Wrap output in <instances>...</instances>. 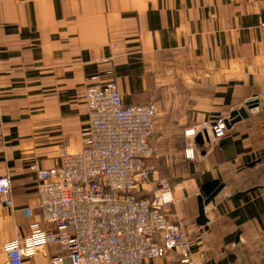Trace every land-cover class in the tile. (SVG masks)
Listing matches in <instances>:
<instances>
[{"label": "crops", "instance_id": "crops-1", "mask_svg": "<svg viewBox=\"0 0 264 264\" xmlns=\"http://www.w3.org/2000/svg\"><path fill=\"white\" fill-rule=\"evenodd\" d=\"M263 21L264 0H0V176H10L13 200L5 205L0 193V264L7 242L25 244L35 222L50 227L30 165L52 167L83 148L92 77L116 80L127 104H149L153 64L168 67L171 51L177 67L207 63L214 80L176 121L186 144L172 156L159 121L156 172L140 195L152 196L159 177L170 181L168 212L190 237L193 264H264V109L248 110L221 138L212 131L217 117L264 97ZM191 127L208 141L187 137ZM220 185L199 225L200 197ZM53 252L49 243L25 264H48ZM181 260L171 251L142 264Z\"/></svg>", "mask_w": 264, "mask_h": 264}, {"label": "built area", "instance_id": "built-area-1", "mask_svg": "<svg viewBox=\"0 0 264 264\" xmlns=\"http://www.w3.org/2000/svg\"><path fill=\"white\" fill-rule=\"evenodd\" d=\"M92 78L84 94L89 118L83 148L63 152L52 167L30 165L37 177V204L50 227L35 222L25 244L7 242L6 264H25L49 243L54 252L48 264H142L171 251L193 264L187 232L168 212L175 202L170 181L159 177L152 196L139 194L156 172L149 161L157 105L127 104L116 80ZM226 129L227 119H218L214 137H223ZM197 133L194 127L185 135ZM11 190L10 176H0L7 206L13 205Z\"/></svg>", "mask_w": 264, "mask_h": 264}, {"label": "rangeland", "instance_id": "rangeland-1", "mask_svg": "<svg viewBox=\"0 0 264 264\" xmlns=\"http://www.w3.org/2000/svg\"><path fill=\"white\" fill-rule=\"evenodd\" d=\"M168 57L171 60V62L167 65L168 67H160V66L155 67V64H153L152 77L150 78L151 100L148 102L149 104L153 103L157 105L159 110V115L157 116L156 119L155 136L157 135V127L159 125V121L162 124L167 121L166 126L165 125H161V126L163 127V129H166V133H168V135L172 136V138H170L172 142L170 143L171 151L169 154L170 156H172V154L177 150V148L179 149L183 148V146H185L186 144L185 142L186 140H183L182 142V136H181L182 131H180L182 127L178 126L177 125L178 122L176 121H178L179 118H181L185 114V112L188 111L189 107L191 106V103L194 100L207 96L211 92L214 76H213V72L211 71L212 68L207 63H198L197 65L194 66V68H192L191 66L177 67L174 63L176 58L175 51L169 52ZM165 70H168V72H166ZM160 71H162L163 73H168L169 76L165 77L163 75L162 77ZM192 71L194 72L193 74L195 75V77L193 78H191L189 74ZM220 118L226 119L223 116H219L215 119V122ZM215 122L212 125V131ZM195 128L196 131H198L199 133L201 129H199L198 127ZM227 129H226V133H227ZM189 151L188 153L190 154ZM156 153H158V151H156ZM161 157H162L161 154L155 156L154 163L156 164V161L158 162V159ZM140 193H142V191ZM188 238L190 240L189 236Z\"/></svg>", "mask_w": 264, "mask_h": 264}, {"label": "water", "instance_id": "water-1", "mask_svg": "<svg viewBox=\"0 0 264 264\" xmlns=\"http://www.w3.org/2000/svg\"><path fill=\"white\" fill-rule=\"evenodd\" d=\"M264 109V97H259L258 95H253L249 99L246 100V107H240L236 110H234L229 119H227V127L230 128L234 123L246 118L249 116V111L251 112H257L259 109ZM209 136L207 131H202L197 133L195 137V141L199 145H203L205 141H208ZM223 185H220L213 193L206 199H203L200 197L199 199V219L198 224L204 225L207 222V217L205 214V207L214 200L216 195L219 193V191L222 189Z\"/></svg>", "mask_w": 264, "mask_h": 264}]
</instances>
